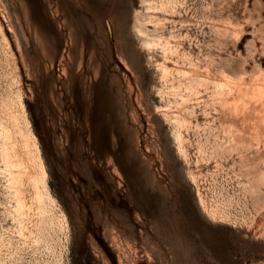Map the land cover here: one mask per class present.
<instances>
[{"label": "rangeland", "instance_id": "obj_1", "mask_svg": "<svg viewBox=\"0 0 264 264\" xmlns=\"http://www.w3.org/2000/svg\"><path fill=\"white\" fill-rule=\"evenodd\" d=\"M1 2L57 203L37 239L0 172V264H264V198L243 169L264 170V119L233 116L214 83L264 81V0ZM182 66L207 78L187 102L168 86ZM166 112L190 119L188 156ZM233 122L249 134L235 150Z\"/></svg>", "mask_w": 264, "mask_h": 264}, {"label": "bare ground", "instance_id": "obj_2", "mask_svg": "<svg viewBox=\"0 0 264 264\" xmlns=\"http://www.w3.org/2000/svg\"><path fill=\"white\" fill-rule=\"evenodd\" d=\"M87 1L91 2V0ZM10 16L8 11L7 13L0 12V172L5 177L6 188L13 198L15 213L21 220L24 218L34 220L35 227L33 226V228H36L37 231L36 238L41 240L46 225L54 219L52 210L57 202L50 190L48 169L39 145L38 136L27 114L20 83V56L22 55L20 36L17 24ZM143 27L139 26V29L144 31ZM8 31L13 33L15 42L9 37ZM161 67L164 78L166 80L171 79V73L174 69L165 63H162ZM175 70L180 76L179 81H173L168 86L174 89L175 94H179L182 102L193 99V95L199 92L198 86L200 84H207V78L205 76H195L196 74L192 73L194 70L190 71L183 66ZM242 78L243 76L239 75L231 76L226 80H214L218 97L222 99V94L225 92L223 90L227 85L228 93L223 102L233 116L241 118L242 114L247 115V112L252 109L251 113H261L264 119V79L263 82L248 81L244 83ZM181 86L183 92H180ZM231 94L232 96H230ZM194 108L193 106H187L186 110L193 113ZM166 115L171 122L175 123L176 127L178 126L175 131V138L180 151L188 156L189 152L185 144L187 139L181 131V127H188L190 119L186 116L168 114L167 112ZM253 128L260 132V125L257 124ZM230 131L232 132L230 149L235 150L246 144L245 141L249 136L248 130L242 129L233 122L230 124ZM243 166L249 177L246 188L259 198L258 201H262L264 198L262 192L264 170L261 169L259 161L254 162L249 157H244ZM193 179L196 180V175H193ZM200 200L204 209L212 218L224 217L220 209L209 204L201 193ZM63 216L65 217L64 214ZM26 237L29 238L28 234H26Z\"/></svg>", "mask_w": 264, "mask_h": 264}]
</instances>
